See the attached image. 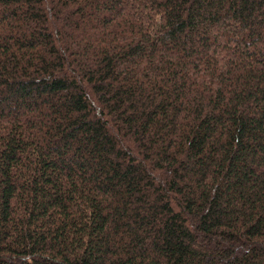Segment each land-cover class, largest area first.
Wrapping results in <instances>:
<instances>
[{"label": "trees", "instance_id": "16d2710c", "mask_svg": "<svg viewBox=\"0 0 264 264\" xmlns=\"http://www.w3.org/2000/svg\"><path fill=\"white\" fill-rule=\"evenodd\" d=\"M0 264H264V0H0Z\"/></svg>", "mask_w": 264, "mask_h": 264}]
</instances>
